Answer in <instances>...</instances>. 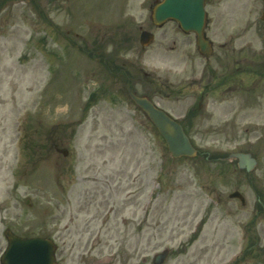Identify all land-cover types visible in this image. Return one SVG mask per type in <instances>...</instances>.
Wrapping results in <instances>:
<instances>
[{
  "label": "rangeland",
  "instance_id": "1",
  "mask_svg": "<svg viewBox=\"0 0 264 264\" xmlns=\"http://www.w3.org/2000/svg\"><path fill=\"white\" fill-rule=\"evenodd\" d=\"M143 1L117 0L109 13L106 7L101 11L99 0H0V256L6 226L15 233L27 227L47 233L58 205L62 216L54 226L65 228L68 215L76 213L73 203L65 210L71 188L73 199L101 200L90 211L98 218L88 234L92 242H114L104 248L103 264H153L163 249L169 254L162 264H264V105L225 110L209 103L197 110L192 124L185 122L197 105L188 87L195 71L182 72L185 58L199 60L195 38L169 22L163 27L166 38L160 30L141 51L138 35L130 38V31L114 28L117 22H135L129 28L137 29L149 21ZM254 6L248 3L247 11ZM118 33L127 46L107 42ZM177 38L183 41L182 55L163 49ZM81 47L86 55L77 50ZM114 50L130 61L117 64ZM102 54L112 55L104 61ZM142 71L168 76L171 90L182 86L183 91L154 97L146 83L137 82ZM128 85L150 93L178 117L196 157H170L162 137L131 104ZM97 91L102 94L89 99ZM45 139H60L59 150L39 152ZM237 151L256 157L250 173L224 160ZM91 185L97 192L83 196ZM236 189L244 206L228 197ZM84 214L75 215L73 224ZM76 238L84 242L85 236Z\"/></svg>",
  "mask_w": 264,
  "mask_h": 264
},
{
  "label": "flooded vegetation",
  "instance_id": "2",
  "mask_svg": "<svg viewBox=\"0 0 264 264\" xmlns=\"http://www.w3.org/2000/svg\"><path fill=\"white\" fill-rule=\"evenodd\" d=\"M252 2L250 0H206L207 13L210 17L206 33L210 53L199 54V60L196 61L193 58L185 59L182 70L184 73L186 67H191L195 71L189 84L196 97L198 110L206 109L209 103L223 107L225 110L264 105V0H254V9L247 11L248 3ZM146 26L158 34L156 30L160 28L149 23H146ZM159 35L164 40L167 34L164 30ZM182 46L183 41L177 38L173 42L172 49L182 51ZM108 56L110 58L111 55L103 56V60L109 59L106 58ZM159 80L163 84L170 85L166 78L160 77ZM147 90L151 91L148 87ZM153 95H156V92ZM68 177L70 182L72 175L69 173ZM98 189L96 185L88 186L83 196L95 194ZM78 195L80 196L81 193ZM100 201L97 197L96 199L95 197L86 198L84 201L81 198L73 199L71 188L66 189L64 204L68 202L71 204H66L65 210L67 206L71 208L73 203L76 213L72 216L79 214V218L81 214H85L79 224H73L71 221L61 229L64 232H61L54 226V223L62 216L57 212L59 209L57 205L52 217L51 230L46 234H39L51 237L56 242L55 264H103L104 259L101 254L104 248L113 246L114 242L109 243L108 239L92 242V235L88 234L90 223L98 218L97 214L90 211L93 205H98ZM96 211L99 212L97 209ZM112 211L116 214L117 209ZM108 223L109 216L102 224ZM20 233L22 235L27 233L29 236L36 234L34 231H24V229ZM62 234L69 235L71 239L63 240L60 237ZM76 236L81 239L85 236L84 242H79L77 238L74 240ZM117 242L119 244V241ZM120 249H123V246L117 247V252L112 254L113 260H117ZM78 252L80 254L75 257L74 255ZM127 258L128 255L123 257L124 260Z\"/></svg>",
  "mask_w": 264,
  "mask_h": 264
},
{
  "label": "water",
  "instance_id": "3",
  "mask_svg": "<svg viewBox=\"0 0 264 264\" xmlns=\"http://www.w3.org/2000/svg\"><path fill=\"white\" fill-rule=\"evenodd\" d=\"M203 0H170L164 7H157L154 19L162 22L167 17L175 18L179 21L184 30H195L199 38V45L202 47V27L204 22ZM135 103L143 109L150 120L154 123L159 133L163 136L167 148L172 157L194 156L196 150L191 145L189 139L184 134L181 126L169 118L163 111L157 109L146 98H141L131 94ZM230 158H237L240 168L250 171L255 165V160L250 154L234 153ZM231 197H238L244 201L243 197L234 192ZM9 245L5 252V262L9 264H52L51 244L45 239H21L7 234Z\"/></svg>",
  "mask_w": 264,
  "mask_h": 264
}]
</instances>
